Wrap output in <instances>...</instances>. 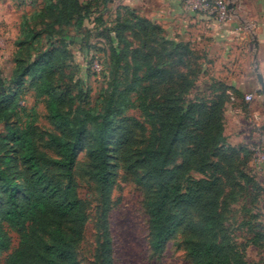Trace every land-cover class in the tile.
Listing matches in <instances>:
<instances>
[{
	"label": "trees",
	"instance_id": "1",
	"mask_svg": "<svg viewBox=\"0 0 264 264\" xmlns=\"http://www.w3.org/2000/svg\"><path fill=\"white\" fill-rule=\"evenodd\" d=\"M43 2L42 8L30 17L24 16L21 22L18 43L30 50L27 58L15 60L10 79H5L0 70V147L13 154L0 160V264H81L79 246L88 216L72 178L81 151L87 160L86 175L102 204L92 264H114L107 212L117 180L118 159L144 190L148 246L153 254H161L168 241L182 231V245L190 264H246L243 255L230 245L229 237L220 233L228 182L245 191L259 187L253 176L243 171L250 153L245 147L226 142L223 114L228 88L213 83L210 96L187 100L183 96L196 83L199 71L190 70L186 55L179 53L177 63L187 70L175 74L180 79L177 87L181 95L162 111H153L149 97L164 84L167 71L142 47L131 49L120 37L112 42L113 72L110 69L107 94L102 92L95 103L84 100L76 104L70 99L66 110L67 99L52 83L53 71L64 57L59 52L65 49L55 45L38 51L33 45L40 42L43 32L51 44L63 27L78 28L82 23L80 5L78 0ZM120 10L129 8L121 6ZM32 20L37 23L31 25ZM134 20L133 26L145 35L146 27H155L147 19L135 16ZM41 24L43 29L37 31ZM120 42L122 49L114 48ZM185 48L174 43V52ZM128 52L133 71L122 84L117 69ZM157 57L160 59V54ZM27 88L35 98H44L47 119L54 130L47 135V145L55 152L50 170L38 147L34 108L21 104ZM232 92L241 97L236 89ZM131 109L138 111L143 122L125 115ZM133 126L145 135L144 147L139 150L132 149ZM188 141L193 146L183 150L182 161L176 164L177 146ZM111 146L117 153L115 165L109 153ZM237 161L243 167L233 177L232 171L226 170ZM12 162L20 165V169L14 166L17 176L8 173ZM9 231L18 237L14 248Z\"/></svg>",
	"mask_w": 264,
	"mask_h": 264
},
{
	"label": "rangeland",
	"instance_id": "2",
	"mask_svg": "<svg viewBox=\"0 0 264 264\" xmlns=\"http://www.w3.org/2000/svg\"><path fill=\"white\" fill-rule=\"evenodd\" d=\"M43 1L0 0V70L5 79L11 78L15 60L26 59L30 52L26 45L20 46L18 43L23 17H30L36 9L42 8ZM126 1L78 0L82 17L81 25L78 28L74 25L63 27L61 33L53 36L54 42L51 44L45 39L47 35L43 32L40 42L35 41L33 48L38 51H47L59 45L65 49L66 52H59L64 57L62 64L53 71L52 83L58 88L60 95L67 99L66 110L70 107L72 99L76 104L84 100L95 103L101 99L102 92L104 95L107 94L108 81L111 79L109 71L113 65L112 42L119 40L120 37L130 44L131 49L142 47L145 53L152 55L153 62H158L159 67L167 71L164 73V84L149 97V106L153 111H162L181 95L177 87L180 79L175 74L185 73L187 70L177 63L179 53L186 55L190 70L199 71L196 83L189 87L188 92L183 96L187 100L210 96L209 88L213 83L228 88L229 98L224 102L223 114L226 142L232 146L245 147L250 156L244 167L237 161L233 168L226 171L231 170L234 177L236 170L241 169L242 166L243 171L253 176L259 187L245 191L239 185L228 182L229 188L226 189L223 198V206L226 208L225 220L220 233L229 237L230 245L243 255L246 264H264V142L261 139L264 135V109L263 113L257 116V106L254 102L251 101L246 106L240 101L241 97L232 92L234 89L232 83L247 78L243 72L244 69L247 68L248 71L256 74L255 69L258 63L255 57L257 48L254 46V40L257 42V26L248 25L251 21L248 19L249 13L247 15L243 13L240 18H234L249 33L246 45L241 47L232 45L229 51L222 47L210 53L208 51L210 42L205 36L207 26L205 23L202 24L203 18L198 21L199 16H197V14L206 13L203 10L188 8L185 6V0H182V9L190 11L193 15L184 12L173 18L167 13L150 12L144 6L147 0H134L128 4ZM225 1L229 2V0ZM258 3L260 5L256 3L257 13L258 7L264 9V0H259ZM147 5L151 10L155 7L151 5V2ZM121 6H126L129 10H120ZM135 16L147 19L155 27L149 25L146 27V35L143 34L141 29L133 26L136 22ZM209 16L216 20L214 15ZM30 23L33 25L37 23V20H32ZM43 27L42 24L39 25L37 31L42 30ZM260 35L263 37V34ZM174 43H181L186 48L174 52ZM122 47L123 42H120L114 48L120 50ZM157 53L160 54V59ZM117 70H119V81L122 84L126 83L133 71L129 52L126 57L121 58V67ZM105 75L107 77H104ZM26 82L28 83V80ZM248 95L251 94L248 93ZM21 104L28 109L34 108L38 147L40 152L45 154V167L50 170V160L55 157V152L47 145V135L54 130L47 119L45 100L42 97L35 98L33 91L27 88L22 96ZM125 115L143 122V118L135 109L128 110ZM124 130L125 127L120 128L115 134ZM132 130L134 132L132 147L134 148H131L139 150L144 147L145 135L138 130L137 126H133ZM192 146L190 141L177 146L174 156L176 164L181 163L183 150ZM109 149L113 157L112 164L115 165L114 157L117 153H114V146ZM7 150L9 149L0 147L1 161L6 155L13 156L12 152L7 153ZM86 162L85 153L81 151L73 168L72 178L78 198L84 204L88 216L79 246V256L81 264H92L102 204L94 183L86 175ZM117 163V180L111 191L107 212L113 263L190 264L182 245V231L168 241L161 254L155 255L150 251L144 190L135 184L119 159ZM15 165L20 169L18 162H12L11 169L8 170V173L13 176H17L18 172V169L14 168ZM199 176L202 177L200 174ZM9 234L12 237L11 248H14L17 246L18 237L12 231H9ZM252 237H255V240H251ZM254 241L257 242L254 243Z\"/></svg>",
	"mask_w": 264,
	"mask_h": 264
},
{
	"label": "crops",
	"instance_id": "3",
	"mask_svg": "<svg viewBox=\"0 0 264 264\" xmlns=\"http://www.w3.org/2000/svg\"><path fill=\"white\" fill-rule=\"evenodd\" d=\"M187 1L188 0H185L186 7L190 6ZM197 1L198 0H190L189 2L194 4L197 3ZM208 1L209 3H213L216 0ZM258 1L259 0H234L235 11L238 16H243V13H245L246 15L249 13L248 19H251V22L257 26V53L255 57L258 63V72L264 79V9H260V7H258L259 9L257 13L256 6L260 5ZM130 2H134V0H127L126 4ZM150 2L152 6H155L153 10H151L147 5L150 4ZM144 6H146L150 12H156L157 14L167 13L168 15H172L173 18H175V16H180L184 12H189L190 14H192L190 11L182 9V0H147L146 5ZM197 16H199L198 21H201L203 18L202 24L205 23V26H207V29H205V36L210 42V46L208 48V51L210 53H214L216 50H219L222 47L229 51V49L232 48V45L241 47V45H246L249 40V33L246 29L238 28L239 24L238 21H235L234 18H237L235 16H233V19L231 18V20L227 23H219L215 19L210 18L209 14L206 15V13H204L203 15L197 14ZM253 19H255L256 21ZM260 34H263V37ZM243 72L247 75V78L245 80L235 81L234 83H232V86L234 87V89L240 92V101L243 104H246L248 106L251 101L256 104L257 116H259L263 113L264 109V94L261 91L260 83L256 77L257 72L256 74H253L251 71H248L247 68L244 69ZM248 93L251 94L250 99L245 100V97L248 95ZM261 139L264 142V135L261 137Z\"/></svg>",
	"mask_w": 264,
	"mask_h": 264
},
{
	"label": "built area",
	"instance_id": "4",
	"mask_svg": "<svg viewBox=\"0 0 264 264\" xmlns=\"http://www.w3.org/2000/svg\"><path fill=\"white\" fill-rule=\"evenodd\" d=\"M189 1L190 0L187 1V3L190 4V6H188V8L203 10L204 12L206 11L207 14L214 15L216 20L219 22L227 23L233 17V15H231L227 9V2L225 0H223V1L222 0H216L213 3H209L208 0H198L199 3L197 1V3H194V4L190 3ZM248 25H250V27L255 26L254 23H252L251 21ZM238 28L244 29V27H242L241 25H239ZM245 98L247 100L250 99V95H247Z\"/></svg>",
	"mask_w": 264,
	"mask_h": 264
},
{
	"label": "water",
	"instance_id": "5",
	"mask_svg": "<svg viewBox=\"0 0 264 264\" xmlns=\"http://www.w3.org/2000/svg\"><path fill=\"white\" fill-rule=\"evenodd\" d=\"M227 9H228V11L230 12L231 15H233V16H235L237 18H240L238 16V14L236 13V11H235V2H234V0H229V2L227 3ZM254 46H255V48H257L256 40H254ZM255 71L257 72V74H256L257 76L256 77H257V79H258V81L260 83L261 91L264 94V79H263L262 75L258 72V68H256ZM263 105H264V103H263Z\"/></svg>",
	"mask_w": 264,
	"mask_h": 264
}]
</instances>
